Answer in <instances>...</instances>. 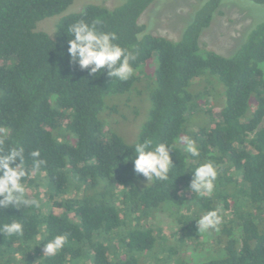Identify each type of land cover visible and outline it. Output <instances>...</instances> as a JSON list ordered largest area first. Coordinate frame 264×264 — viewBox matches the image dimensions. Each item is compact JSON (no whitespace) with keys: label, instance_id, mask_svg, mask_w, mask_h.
Masks as SVG:
<instances>
[{"label":"trees","instance_id":"1","mask_svg":"<svg viewBox=\"0 0 264 264\" xmlns=\"http://www.w3.org/2000/svg\"><path fill=\"white\" fill-rule=\"evenodd\" d=\"M74 1L0 0V149L23 147L29 167L32 151L45 161L25 180L27 197L40 207L0 209V224L24 225L22 235H0V264H264V22L229 56L201 47L222 0L198 5L178 40L140 24L156 0L116 8L90 3L61 17L53 36L38 30ZM81 19L115 33L114 43L134 52L129 80L89 77L61 58L68 27ZM153 63L149 118L128 144L105 131L104 99L141 85L139 69ZM214 81L226 104L217 118L204 111L208 120L191 128L209 104L205 85ZM185 136L195 140L199 157L186 152ZM145 139L172 147L168 181L148 182L134 172V147ZM207 162L217 178L212 195L201 197L187 189L192 172ZM214 209L221 224L198 231L196 222ZM61 234L65 246L44 255L43 245ZM199 236L217 237L220 246L195 245Z\"/></svg>","mask_w":264,"mask_h":264},{"label":"clouds","instance_id":"2","mask_svg":"<svg viewBox=\"0 0 264 264\" xmlns=\"http://www.w3.org/2000/svg\"><path fill=\"white\" fill-rule=\"evenodd\" d=\"M67 56L69 65L78 66L81 71H87L89 77L105 74L112 82L127 81L134 75L132 62L136 60L134 52L114 43L115 33L98 30L96 23H88L81 19L71 24L67 29ZM180 142L191 157H199L200 151L195 140L182 137ZM135 158L132 159L133 170L142 175L148 182L169 180V174L174 167L172 162V147L166 143L153 146V141L145 139L134 147ZM31 166H26L23 147H11L7 151L0 149V209L39 208V201L27 197L26 178H31L45 163L40 159L38 150L29 153ZM217 170L213 163L207 162L196 167L187 191L199 196H211L215 187ZM179 195L183 196V193ZM221 224L219 209L203 214L196 222L198 231L217 228ZM24 225L20 220L0 224V235L11 237L22 235ZM67 234L56 235L43 245L44 255L53 256L67 242Z\"/></svg>","mask_w":264,"mask_h":264},{"label":"rangeland","instance_id":"3","mask_svg":"<svg viewBox=\"0 0 264 264\" xmlns=\"http://www.w3.org/2000/svg\"><path fill=\"white\" fill-rule=\"evenodd\" d=\"M126 1L75 0L64 13L41 21L38 24V30L53 36L56 32L55 25L61 17L82 11L87 4L94 3L107 6L108 8H116L123 5ZM207 1L156 0L144 12L139 22L151 34L163 36L171 40H178L185 26L191 22L195 8L199 5V9ZM263 22L264 6L254 4L248 0H222V5L216 12L211 26L204 30L205 32L201 36V47L213 50L224 56H229L239 48L252 26ZM156 68L157 63L142 66L138 71L139 73L141 71L144 72L141 75L143 78L141 85L138 83L128 93L105 97V106L101 113V119L105 125L106 132L117 133L128 144L137 142L140 131L149 118L151 109L149 86L155 81ZM203 75H209V73L205 72ZM201 82L204 81L201 80ZM205 86L208 92L206 96L209 97L207 98L208 100L205 99L209 104L201 106V112L197 113L198 115L194 117V125H191V128H197L203 125L204 121L208 120V114L204 111L208 109L213 110L215 112L213 115L217 118L223 104L224 106L226 104L225 93L222 94L223 88L220 84L214 81L212 84H206ZM202 87L203 85H201ZM113 106H117L118 112L111 115L110 108ZM168 225L175 227L173 221L169 222ZM215 239L217 237L206 239L203 236H199L195 239L194 244L198 245L200 242L204 244L212 243L213 248L216 249L220 245L214 241ZM141 262L142 264H148L146 260Z\"/></svg>","mask_w":264,"mask_h":264}]
</instances>
